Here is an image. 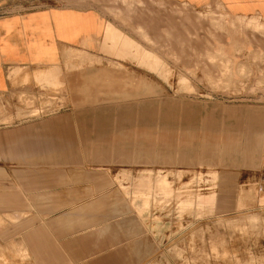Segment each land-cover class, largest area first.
Segmentation results:
<instances>
[{
  "label": "rangeland",
  "instance_id": "1",
  "mask_svg": "<svg viewBox=\"0 0 264 264\" xmlns=\"http://www.w3.org/2000/svg\"><path fill=\"white\" fill-rule=\"evenodd\" d=\"M0 4L1 13L32 8L38 1L1 0ZM179 7L181 14L186 5ZM211 15L224 16L220 7ZM212 28L226 30L218 24ZM256 28L262 31L264 25ZM134 34L141 40L118 33L103 42L100 52L110 54L108 46H119L130 50L135 61L71 50L53 73L34 78V93H22L0 106V113L16 109L21 119L51 116L54 120L46 139L49 146H43L31 137L26 123L12 126L11 116L0 119V264H67L64 254L58 256L59 239L52 231L58 237L59 229L94 230L98 220L49 217L78 204L68 201L51 202L47 219L29 218L27 210L33 211L34 199L41 193L76 194L81 187L83 193H108L123 200L111 201L109 216L99 220L105 228L131 222L138 230L136 240L130 241L146 244L143 263L264 264V170L235 165V147L227 132L242 127L248 144L251 132L261 125L253 107L208 100L202 91L172 90L166 83L171 56L174 53L178 60L184 42L172 41L178 36L170 31L162 36ZM50 74L56 78H49ZM144 84L154 88L147 96L135 95L144 91L138 88ZM145 98L171 103V119L163 123L157 115L147 122L139 119L148 109L142 102ZM186 107L194 118L188 130L195 132L193 148L199 155L193 153L189 165L159 162L160 136L175 142L182 139ZM12 131H18L13 144Z\"/></svg>",
  "mask_w": 264,
  "mask_h": 264
},
{
  "label": "crops",
  "instance_id": "2",
  "mask_svg": "<svg viewBox=\"0 0 264 264\" xmlns=\"http://www.w3.org/2000/svg\"><path fill=\"white\" fill-rule=\"evenodd\" d=\"M37 1L38 5L32 8L0 13V106L5 104L4 100L13 101L22 93H34L37 88L34 78L48 71L53 73L71 50H86L103 58L105 53L102 52V55L100 52L103 42H110L118 33L123 38L133 37L140 41V37H135L136 31L139 35L155 36L170 31L172 35L178 36L171 40L184 42V46L181 51H177V61L174 53L171 56L170 81L166 83L170 84L172 90L202 91V97L208 100L253 107L261 125L251 132L248 144L244 142L242 127L228 130V138L230 145L234 144L235 147V165H249V169L256 167L259 171L264 170V30L256 28L264 25V0H165L160 3H147L146 0ZM182 4L186 8L180 14L178 10L182 9L179 7ZM218 7L225 17L211 15ZM215 24L226 30L212 28ZM184 25L188 29L187 33H184ZM108 49L105 51L119 58L134 60L130 50L119 46H108ZM110 54H105V58L111 57ZM52 76L50 74L49 78L54 80L56 74ZM138 88L144 91H136L135 95L147 96L148 90L154 87L144 84ZM213 91L220 92L216 94ZM142 102L148 105L142 118H139L142 121H151L156 115L161 123L165 118L171 119V103L149 98ZM132 113L130 108L127 117L130 118ZM9 116L13 119L12 126L26 123V127L32 131L31 137L37 138V145L49 146L46 139L50 138V123L54 121L51 116L21 119L16 109L0 113V119ZM183 119L186 126L181 140L175 142L172 138L167 140L163 135L160 136L156 157L159 162L189 165L194 162L193 153L196 157L199 155L194 149L197 147L196 142H192L195 132L188 130V126L193 128L194 120L188 107ZM234 126H239L237 118ZM2 137L0 131V150ZM14 137L18 138V131H12V144L16 140ZM145 151L150 152L149 149ZM77 190L76 194L41 193L34 199L33 211L27 210L29 218L47 219V212L53 206L51 202L68 201L78 204H72L70 208L60 210L58 215L49 217H94L98 220L93 224L94 230L74 229L71 232L59 229L61 232L57 233L58 237L52 231L54 237L59 239L58 256L62 258L64 254L67 264H141V260L142 264H147L143 263L147 255L145 242L130 241L132 238L136 240L138 230L133 224L130 225L131 222L105 228L103 220H99L108 212L111 201L123 200L108 193H83L82 187ZM98 211L103 212L100 215Z\"/></svg>",
  "mask_w": 264,
  "mask_h": 264
},
{
  "label": "bare ground",
  "instance_id": "3",
  "mask_svg": "<svg viewBox=\"0 0 264 264\" xmlns=\"http://www.w3.org/2000/svg\"><path fill=\"white\" fill-rule=\"evenodd\" d=\"M238 25V24H237Z\"/></svg>",
  "mask_w": 264,
  "mask_h": 264
}]
</instances>
